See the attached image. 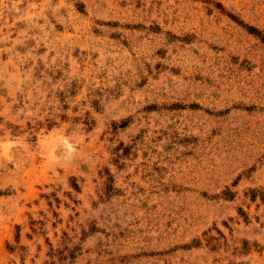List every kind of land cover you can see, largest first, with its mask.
<instances>
[{"label":"rangeland","instance_id":"rangeland-1","mask_svg":"<svg viewBox=\"0 0 264 264\" xmlns=\"http://www.w3.org/2000/svg\"><path fill=\"white\" fill-rule=\"evenodd\" d=\"M0 264H264V0H0Z\"/></svg>","mask_w":264,"mask_h":264}]
</instances>
